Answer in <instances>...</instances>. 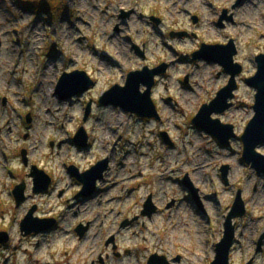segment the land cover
<instances>
[{"label": "rangeland", "instance_id": "1", "mask_svg": "<svg viewBox=\"0 0 264 264\" xmlns=\"http://www.w3.org/2000/svg\"><path fill=\"white\" fill-rule=\"evenodd\" d=\"M48 1L58 8L43 9L44 0H0V233L9 237L0 245V264H148L153 255L169 264H211L239 191L246 215L234 220L231 264H264V242L258 252L264 176L243 162L241 141L255 115L256 92L245 81L264 53V0ZM230 43L242 72L233 106L214 116L233 125L237 136L222 147L194 130L192 120L230 76L193 55L202 45ZM162 65L167 71L152 94L161 121L141 126L140 119L132 116L131 123L125 112L99 105L113 86H125L130 72ZM74 71L86 72L95 87L62 102L56 87ZM81 129L87 149L73 143ZM163 133L174 147L165 145ZM257 151L264 156V147ZM105 159L110 165L100 189L119 185L89 202L75 200L82 186L69 168L85 173ZM33 167L53 179L50 193L34 194ZM186 177L202 211L188 201ZM22 184L26 201L18 208L13 191ZM150 196L158 208L152 218L141 214ZM34 206L36 217L56 226L23 236L20 224ZM81 224L88 228L82 239L75 233Z\"/></svg>", "mask_w": 264, "mask_h": 264}, {"label": "water", "instance_id": "2", "mask_svg": "<svg viewBox=\"0 0 264 264\" xmlns=\"http://www.w3.org/2000/svg\"><path fill=\"white\" fill-rule=\"evenodd\" d=\"M224 19H227L226 16L221 20L220 24ZM236 54V49L230 43L226 46L202 45L200 50L193 55L194 61L203 60L208 64H218L230 76L228 85L221 89L217 93L216 98L209 104H204L192 120V124L197 130L214 137L223 147H228L230 142L237 136L234 132L233 125L223 124L220 119L214 118V116L223 115L233 106L231 101L234 99L235 91L238 89L236 78L242 72V68L234 60ZM256 64L257 73L245 81L247 86L256 92L253 106L255 115L247 125L241 141L244 148L243 162L256 170L259 175L264 176V156L257 151L258 148L264 147V53L256 57ZM166 71L167 66L162 65L155 69L145 67L141 71L130 72L127 76L125 86H113L103 94L99 103L103 107L117 108L126 114L136 115L141 119L160 121L156 105L152 98V92L156 85V78L164 75ZM187 82L188 80H186ZM93 87H95L94 81L84 71L64 73L56 87L55 96L62 102L69 101L74 97L84 95ZM142 87H145L144 91H142ZM86 110L85 121L91 112V105ZM31 121L32 119L29 116L27 123H31ZM161 138L166 146H174L167 134H161ZM73 143L80 149L88 147V136L84 129H81L75 136ZM22 157L23 163L27 165L28 160L25 151L22 152ZM109 165L110 160L105 159L85 173H80L75 167H70L68 171L83 185L82 195L90 198L95 194L97 183L103 180L104 174L109 169ZM228 171V166H224L221 169L222 180L226 186L229 184ZM31 178L34 182L33 192L35 194H44L49 191L52 179L43 170H40L38 167H33ZM184 187L191 192L194 200L198 202V191L188 177L184 180ZM25 191L26 185L22 184L17 186L13 192L18 208L26 201ZM151 200L150 198L144 206L142 212V216L144 217L151 218L156 213V208L153 206ZM36 212L37 207L34 206L21 222L20 229L23 236L46 233L53 228L55 221L40 219L35 216ZM245 215L246 209L242 200V193L239 192L224 224V236L215 246L216 256L211 264H231V253L236 242V227L233 221L238 218H243ZM126 225H128V222H125L122 226ZM87 230L88 228L80 226L76 229V232L82 239ZM8 241V235L6 233H0V245H5ZM263 242L264 235L258 243V252L261 251ZM111 243H114L113 238L107 242V246ZM159 260L163 264H169L166 258L159 257L158 255H153L148 264H157ZM247 264H252V261Z\"/></svg>", "mask_w": 264, "mask_h": 264}, {"label": "flooded vegetation", "instance_id": "3", "mask_svg": "<svg viewBox=\"0 0 264 264\" xmlns=\"http://www.w3.org/2000/svg\"><path fill=\"white\" fill-rule=\"evenodd\" d=\"M28 177H29L30 179H32V178H31V174H29ZM71 178H72V176H71ZM51 179H52V178H51ZM105 179H106V174H105V176H104V178H103V180H102L101 182L104 183V182H105ZM52 180H53V179H52ZM73 180H74L76 183H78L77 179H74V178H73ZM32 181H33V180H32ZM101 182L98 183L97 188H96V191H95V194L92 195L90 198H88L86 195H82V192L80 191V192H79V195H78V197H77V199H75V200H78V202H80V203H86V202H89V201H91V200H94V199L100 197V195H101L102 192H107L108 190H110V188H113L114 186H116V185L118 186V185H119V184H111V186H109L108 189H106V190H101V189H100V186H101V184H102ZM52 183H53V184L51 185L50 190H49L47 193H50L51 190L53 189L52 186L54 185V182L52 181ZM78 184H79V183H78ZM186 195H187V197H188V201L192 202L193 200H192V198L190 197V191H188V193H186ZM198 195H199V201H198V203H199L200 206H202V208L200 207V210H201V209H203V205H202L201 200H200V194L198 193ZM150 198L152 199L153 196H150ZM150 198H149V199H150ZM149 199H148V200H149ZM151 202H152V200H151ZM152 204H153V203H152ZM174 204H175V203H173L172 206H174ZM197 205H198V204H197ZM153 206H154V205H153ZM153 206H152V207H153ZM154 207L156 208V212H158V208H157V206H154ZM169 208H171V206H169ZM141 213H142V212H141ZM137 218H138V216L136 217V219H137ZM55 223H56V221H55ZM55 223L53 224V229H54L55 226H56ZM81 226L84 227L83 224H81ZM47 232H48V231H47ZM75 233H76V230H75ZM86 234H87V233H86ZM86 234H85V235H86Z\"/></svg>", "mask_w": 264, "mask_h": 264}, {"label": "trees", "instance_id": "4", "mask_svg": "<svg viewBox=\"0 0 264 264\" xmlns=\"http://www.w3.org/2000/svg\"><path fill=\"white\" fill-rule=\"evenodd\" d=\"M28 1H30V0H28ZM45 2L43 3V9L44 8H52L51 9V11H54L55 10V8H58V6L57 5H54V4H51L48 0H44ZM42 2V1H41ZM36 3H40V1L39 2H36ZM49 6H52V7H49ZM42 10V9H41ZM50 10V9H49Z\"/></svg>", "mask_w": 264, "mask_h": 264}, {"label": "bare ground", "instance_id": "5", "mask_svg": "<svg viewBox=\"0 0 264 264\" xmlns=\"http://www.w3.org/2000/svg\"><path fill=\"white\" fill-rule=\"evenodd\" d=\"M248 29H251L250 27H248Z\"/></svg>", "mask_w": 264, "mask_h": 264}]
</instances>
